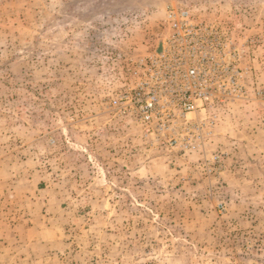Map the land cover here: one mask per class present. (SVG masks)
<instances>
[{
    "label": "rangeland",
    "instance_id": "rangeland-1",
    "mask_svg": "<svg viewBox=\"0 0 264 264\" xmlns=\"http://www.w3.org/2000/svg\"><path fill=\"white\" fill-rule=\"evenodd\" d=\"M183 10L210 98L118 112ZM0 264H264V0H0Z\"/></svg>",
    "mask_w": 264,
    "mask_h": 264
},
{
    "label": "built area",
    "instance_id": "built-area-1",
    "mask_svg": "<svg viewBox=\"0 0 264 264\" xmlns=\"http://www.w3.org/2000/svg\"><path fill=\"white\" fill-rule=\"evenodd\" d=\"M177 16L176 33L172 36L175 49L143 62L146 77L136 86L118 91L113 99L118 112L150 122L168 108L183 114L196 110L198 100L210 98L211 68L207 66L213 56L194 43L198 31L191 23L189 11L183 10Z\"/></svg>",
    "mask_w": 264,
    "mask_h": 264
}]
</instances>
